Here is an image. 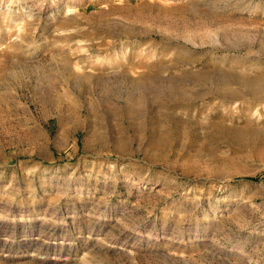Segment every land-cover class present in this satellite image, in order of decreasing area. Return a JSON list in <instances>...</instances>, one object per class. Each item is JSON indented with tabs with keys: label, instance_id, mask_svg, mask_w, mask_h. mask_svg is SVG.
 Listing matches in <instances>:
<instances>
[{
	"label": "rangeland",
	"instance_id": "1",
	"mask_svg": "<svg viewBox=\"0 0 264 264\" xmlns=\"http://www.w3.org/2000/svg\"><path fill=\"white\" fill-rule=\"evenodd\" d=\"M0 264H264V0H0Z\"/></svg>",
	"mask_w": 264,
	"mask_h": 264
},
{
	"label": "bare ground",
	"instance_id": "2",
	"mask_svg": "<svg viewBox=\"0 0 264 264\" xmlns=\"http://www.w3.org/2000/svg\"><path fill=\"white\" fill-rule=\"evenodd\" d=\"M230 89V88H229ZM232 90V89H231Z\"/></svg>",
	"mask_w": 264,
	"mask_h": 264
}]
</instances>
